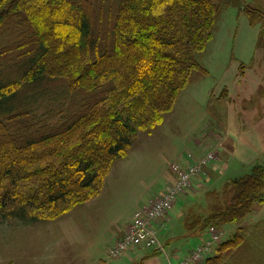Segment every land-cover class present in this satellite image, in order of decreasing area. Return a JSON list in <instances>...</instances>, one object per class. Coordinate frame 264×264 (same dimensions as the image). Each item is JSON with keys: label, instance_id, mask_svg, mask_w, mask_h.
I'll list each match as a JSON object with an SVG mask.
<instances>
[{"label": "rangeland", "instance_id": "1", "mask_svg": "<svg viewBox=\"0 0 264 264\" xmlns=\"http://www.w3.org/2000/svg\"><path fill=\"white\" fill-rule=\"evenodd\" d=\"M249 2L264 5V0ZM13 33L15 29L1 32L0 50ZM197 59L207 73L193 77L152 129H148L152 115L167 107L152 110L156 106L151 100L162 98L157 88L114 84L110 69L91 77V82L71 80L70 68L62 66L66 62L41 89L25 92L20 84L15 111L31 121L32 135L39 138L52 129L63 132L57 139L30 146L23 125L10 136L0 122V264H119L123 254L116 257L111 254L114 245L110 248L116 232L133 216L127 235L134 212L151 206L167 191L176 180L174 165L188 154L201 155L205 140L227 144L222 159L213 161L214 178L209 177L190 199L192 181L155 223L159 244L138 252L149 256L145 264H201L212 257L211 264H264V198L244 218L215 221L204 233H189L185 225L187 218L225 201L228 183L254 167H264V24L252 26L237 8L225 6ZM162 86L159 91L169 89ZM91 163L99 174L93 187L85 189ZM58 188L72 193L65 204L70 209L59 216L61 203L46 201L47 192ZM140 198L144 206L139 205ZM181 199L187 202L177 204ZM175 205L176 216L167 229L165 221ZM160 227L167 231L160 234ZM237 234L239 246L228 254L231 243L220 250Z\"/></svg>", "mask_w": 264, "mask_h": 264}, {"label": "trees", "instance_id": "2", "mask_svg": "<svg viewBox=\"0 0 264 264\" xmlns=\"http://www.w3.org/2000/svg\"><path fill=\"white\" fill-rule=\"evenodd\" d=\"M227 5L246 15L252 26L264 24V5L249 0H0V34L5 29H15L0 50V116L7 117H0L2 126L13 136L11 131L23 125L30 146L61 137L60 129L39 138L32 135L31 121L15 107L21 100V83L28 90L25 92L41 89L59 75L58 65L67 62L62 66L70 68L71 80L88 78L91 82L96 74L110 69L114 84L119 82L132 89L157 88L162 98L151 100L156 106L152 110L167 107L152 115L148 125L152 129L193 77L207 73L197 54L212 38L215 23ZM201 69L204 73H197ZM155 78L163 82L157 83ZM164 84L169 89L159 91ZM119 149L124 148L119 145ZM87 169L85 189L93 187L99 174L92 163ZM60 185L65 186L63 181ZM100 189L98 186L97 194ZM224 193L225 201H216L213 209L186 219L189 233L204 232L215 221L235 222L250 213L254 204L264 198V167H254L250 174L231 181ZM71 195L65 188L50 189L46 201L61 203L59 216L70 209L65 204ZM216 195L218 198L219 193ZM239 236L223 242L220 250L230 243L226 254L235 249L240 245L236 241ZM212 258L201 264H211Z\"/></svg>", "mask_w": 264, "mask_h": 264}, {"label": "built area", "instance_id": "3", "mask_svg": "<svg viewBox=\"0 0 264 264\" xmlns=\"http://www.w3.org/2000/svg\"><path fill=\"white\" fill-rule=\"evenodd\" d=\"M216 158L217 155L212 150L200 160L192 154H188L183 158L185 162L176 163L174 165L175 182L151 206L138 209L135 212L133 226L121 241L116 242L111 254L118 257L131 249H149L158 245L159 239L154 228L155 223L165 217L176 200L189 190L194 178L199 177L203 168ZM197 255L198 253L195 252L194 257Z\"/></svg>", "mask_w": 264, "mask_h": 264}, {"label": "crops", "instance_id": "4", "mask_svg": "<svg viewBox=\"0 0 264 264\" xmlns=\"http://www.w3.org/2000/svg\"><path fill=\"white\" fill-rule=\"evenodd\" d=\"M219 140V139H218ZM206 142H202L203 144H202V146L200 147V149H203V153L201 154V155H199L196 159H198V160H200V159H202L204 156H205V152H206V150H208V149H210V148H213L214 149V151H216V155H217V158H216V161L218 160V161H220L221 159H222V155L224 156L225 154H226V152H227V144L226 143H223V142H221V141H218V142H213V141H211V140H205ZM199 142V141H198ZM210 142H213V143H210ZM199 144V143H198ZM205 145V146H204ZM208 145H213V146H211V147H209ZM184 159L183 158H181V161L180 162H182ZM180 162H178V163H180ZM215 167H217V164L215 163V162H211L210 164H208L204 169V172L202 173V175H200L199 177H196V178H194V180H193V188H192V193L194 192V194H192L191 193V195H190V199L192 198V197H196L195 196V192L198 190V189H200L201 187H203V185H205V181L206 180H208L209 179V177H210V180H212V178H214V174L216 173H214L213 171H212V169H214ZM116 178V177H115ZM201 180H202V182H204V183H200L201 182ZM128 188H131L132 186H127ZM195 187V188H194ZM160 189H162V188H159L158 190H160ZM163 189H164V187H163ZM162 189V190H163ZM161 190V191H162ZM140 200V206L141 205H143L144 206V204H146V203H142V199L140 198L139 199ZM179 202L177 203V204H180V203H186L187 202V200H185V199H181V200H178ZM139 205H137L136 206V208L139 206ZM149 205V204H148ZM184 205H186V204H184ZM138 209V208H137ZM137 209H135V211L137 210ZM183 212L184 211H180L179 212V214H180V216L181 217H183ZM171 214H170V216H168V218H167V220L165 221V226H166V228L168 229V227H169V225H168V223L170 222V221H173V217H174V215L176 216V205H175V207L173 208V210L170 212ZM134 214H135V212H134ZM132 218H133V216H131L127 221H125V223H124V225H123V227H122V229L121 230H119L118 232H116V234L114 235V239L113 240H111V246H110V248L113 246V245H115L116 244V242L118 241V240H120V239H122L123 237H124V235H125V233H126V231H127V228H128V226H129V224L132 222ZM159 226V225H158ZM156 227H157V225H156ZM165 227H162V230H161V227L160 228H158L157 230L159 231V233L161 234V233H163L164 231H167V229H166ZM163 229H165V230H163ZM204 233V232H203ZM176 237V236H175ZM177 238V237H176ZM110 248H109V250H110ZM141 250H143V249H131L130 251H128V252H126V253H124L123 255H122V257H120V262H119V264H138V263H141V264H145L147 261H149V256L148 255H145V256H143V255H141V252H138V251H141ZM158 255V254H157ZM156 256V255H155ZM151 258H154V257H151Z\"/></svg>", "mask_w": 264, "mask_h": 264}]
</instances>
